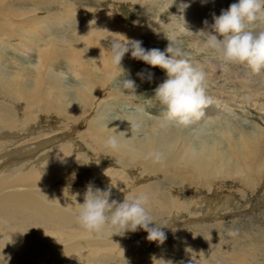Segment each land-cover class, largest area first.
Listing matches in <instances>:
<instances>
[{"label": "rangeland", "instance_id": "1", "mask_svg": "<svg viewBox=\"0 0 264 264\" xmlns=\"http://www.w3.org/2000/svg\"><path fill=\"white\" fill-rule=\"evenodd\" d=\"M186 2L192 9L184 11L183 16L187 29L192 33L185 29L182 19H177L181 15L179 5L184 0H176L175 3L174 0H0V85L5 90L4 94L0 93V104L17 115L15 123L0 117V171L27 173L40 164L50 165L52 162H56V167L68 166L61 177L74 179L76 185L68 182L69 187L64 192H74L70 193L68 201L82 203L77 186L86 187L92 183L98 187L95 184L100 183L101 175L95 168H82L81 159L77 158H83L92 167L103 165L113 170L121 167L111 156L102 152L93 154L98 146L92 147L89 145L91 140L83 139L87 134L85 124L93 121V128L102 129L101 134L105 137L116 129L133 137H142L153 131L163 132L167 126L181 127L191 133V142L185 148L209 151L202 155L205 157L220 156L227 149L229 138L237 137V144L228 149L229 154L238 160L234 153H239L241 143L245 144L244 150L249 154L256 153L249 166L262 168L264 173V70L252 73L245 65L222 66L217 55L196 35L205 28L203 21H208L210 29L213 13L218 16L221 9H227L236 0ZM41 26L46 32L40 31ZM109 27L114 31L126 30V38L142 41L145 49L163 51L169 41L174 42V47H180L186 58L206 73V92L214 103L205 108L204 116L189 126L166 122L164 107L153 97L154 89L166 79V73L133 59L130 53L123 57L121 68L115 66L107 50L108 38L114 34L107 36L106 32L115 33ZM260 27L264 28V23ZM125 35H119V38L115 35V38L128 43ZM74 56L82 60L81 67L73 68L70 64V58ZM60 71L75 73V77L70 76L67 82L61 81L57 76ZM138 73H143V77ZM123 78L135 81L136 95H127V90L124 92L120 83ZM21 94L28 95V98L32 96V105L29 104L28 108L25 100L20 101ZM38 103H69L68 115H58L54 111L47 115V109L38 107ZM143 115L149 119L142 118ZM71 117L76 118L75 123L68 125ZM64 145L70 149L65 162L52 159L54 152L51 151H58ZM20 152L22 156L19 158ZM172 154L173 151L170 155L167 152V157L172 158ZM216 163L217 159L211 169L215 170ZM134 167L130 169L131 176L133 174V178L142 180V168ZM185 172L183 167L178 172L175 170L172 179V175L166 174L157 178L150 176L152 186L158 183L167 195L170 193L178 198L189 211L185 210L182 218L184 213L179 215L177 212H169L163 218L169 222L164 220L168 224L162 230L165 235L174 236V243L171 236L162 244L154 242L145 255L138 254L141 257L138 264H153L154 259L161 257V251L171 264H191L192 260L196 264H204L208 257L211 260L210 255L226 257L228 264H264V174L251 177L246 173L240 174L244 179L242 183L234 178L210 181L213 192H208L207 188L200 191L199 183H186ZM178 179L186 185L182 186ZM57 186L65 188V184ZM162 190L157 193L158 199ZM160 200L164 205L170 201ZM8 230L15 233L12 227ZM19 233H23L27 241L36 239L35 236H49V240L55 238V242L56 239L61 242L44 222H30ZM132 233L131 240L138 235V238L147 237V232L142 229ZM171 246L178 251L173 252ZM245 247H256L261 253L250 260L245 253L238 254ZM227 248L231 252L225 250ZM7 249L10 247H5ZM180 250H184L186 255ZM0 253L3 255L2 251ZM15 253L12 258L20 264H27L18 251ZM1 254L0 263L3 264ZM115 263L119 264H109Z\"/></svg>", "mask_w": 264, "mask_h": 264}, {"label": "bare ground", "instance_id": "2", "mask_svg": "<svg viewBox=\"0 0 264 264\" xmlns=\"http://www.w3.org/2000/svg\"><path fill=\"white\" fill-rule=\"evenodd\" d=\"M184 3L188 4L186 0H184ZM191 9L192 7L189 6L185 11L189 12ZM6 16L8 15L6 14ZM109 28L113 30L112 27ZM43 30L45 31V27L41 26L40 31ZM114 32L116 34H121L120 36L123 37L127 31L120 30ZM112 34V31L106 32L107 36H111ZM116 36L119 38V35ZM76 57L77 59H75ZM70 64L73 66V68L74 66L75 68L76 66L81 67L82 60L79 59L78 56H74L73 58H70ZM75 71L78 70L75 69ZM0 93H5L3 85H0ZM22 95L24 98H22ZM20 96L21 102H23L24 100L27 102V108L29 104L30 106L32 105L30 101V98L32 97L31 95V97L29 98L28 95L25 94H21ZM77 102L80 103L79 101ZM40 103H38V107H43L47 109V115L48 112L54 111L58 113V115L60 114L63 116L64 113L67 114V112L69 111L68 104L70 102L67 104H61L62 102L60 104L51 103V105H41ZM90 103L91 100L90 102L88 101V106L90 105ZM209 110H211V108ZM72 111L74 112L73 114L77 113L75 112L76 110L74 111V109ZM59 112H62V114ZM16 116L17 115H15L13 111L8 108H5L3 105L0 104L1 118L9 122L15 123L14 118L17 119ZM69 116H72V114H69ZM145 117L147 116H142V118ZM75 120L76 118H69L68 125H72L73 123H75ZM85 125L87 128V134L84 135L83 139H86L88 141L91 140V143H89V145H91L92 147L98 146V149L95 150L93 154H101L100 152H102V154H105L106 156H111L110 158L121 167H119V170H113V168L111 169V167L108 168L106 166L103 167V165H95L94 167H92L91 164L89 162L87 163L86 161H84L83 158H77V160L81 159L79 160V162H81L80 166H82V168H84L85 170H91L95 168L98 171L99 175H101L100 183H96L95 186H101L100 189L103 190L109 187L110 184H112L113 187L111 188L110 199L122 202L125 197L131 199L135 197L139 192H146L152 194L153 199L150 206V214L156 222H165L164 220L166 219L163 218L167 217L169 212H177L179 215L184 213L181 215L182 218V216L185 215V210H188V207L183 202L178 200V198L173 197L172 194L169 193L167 195L159 187L158 183H156V185H153L155 186L153 187L149 181L150 176L157 178L160 175L162 176L166 174L168 176L172 175V179L173 175H175V170H177L178 172L179 169H182L183 167L186 171V183H199L200 191H203L205 188H207L209 189L208 192H213V190H211V188H213V185L212 183H209L210 181H225L227 179L234 178L242 183L244 179L241 175L243 173H246L250 177L258 175L261 176L260 174L263 173L261 172L263 170L262 168L259 170L251 168L249 166L254 162L256 153L252 152L249 154L246 150H244L245 144L241 143L239 153H234V156L237 157L238 160H235L229 154L228 149L237 144V137L231 136V138H229L227 149L223 150L220 156L205 157L202 155L205 153H209V151L202 150V148H199L198 150H196L195 148H185V146H189L191 142V133L187 129H182L181 127L167 126L164 127L163 132L153 131L148 135H143L142 137H133L130 134L123 133L122 147L120 148V150L114 151L106 147V137L101 134L102 129L98 131L96 128H93V121L87 122ZM6 126L8 127L9 125L7 124ZM119 132L122 131L119 130ZM179 143H181L182 146L179 147ZM57 150L58 151L55 150L56 152L51 151L54 152L52 159L65 162V160L69 156V147L64 145L61 148H58ZM172 151V158H168L169 156L167 157V152L170 155ZM153 152L161 153L163 159L159 162H154L152 157L149 156V153ZM182 152H185L186 154H181ZM21 153L22 152H20L19 158L22 156ZM216 159L217 163L214 168L215 170H213L211 168L213 167ZM134 162H138V164H134ZM134 166L142 168V180H136L132 177L133 174L131 176L132 171L130 169H132ZM67 167L68 166L63 168L56 167V162H52V164L50 165L40 164L38 167L32 168L31 171H28L27 173L18 172L16 174L13 172H7L6 170L2 172L0 171V226H2V228H0V231H2L1 233H4L6 236L12 235L11 243H8L9 241L7 239L0 240V251H2L3 255L1 253L0 254L2 255L1 261L3 262V264H20L16 261L15 258H12L16 251H18L22 255L23 259L26 261L27 264H74V262H76V264H89L88 261H94V263L98 262L101 264H109L112 262H117L119 264H124L126 262H130V264L140 263L139 258L141 257H138V254L142 253L143 255H145V253L152 247V244L154 243L153 241H148L145 237L138 238L139 235L136 238L134 237L133 240H131L129 238H131L130 235L133 234L132 232H127L123 236L113 235L111 239H95L89 237L80 227L76 219V216L79 211V204L78 202L72 203V201H68L71 199L70 196L72 194L70 193L74 192H64L69 187L68 182L70 184L73 183L74 185H76L74 179H65V177H61L62 172L68 169ZM98 176H95L96 179L99 178ZM178 181L179 183L181 182L182 186L186 185L183 180L178 179ZM62 184H65V188L63 186V188L61 186H57ZM77 188L79 189V191H81L79 192V196L84 198V192L86 190V187L77 186ZM160 190H162V195H159L160 199L163 198L166 199V201L170 200L169 202L167 201L168 204H165L168 205V209H165V205L157 197V193L159 194L161 192ZM187 213L189 214V212ZM30 222H44L46 228L53 231V236L58 235V240H60L61 242L57 241V239L55 242V238L54 240H49V236L48 238L44 236H35L36 239L32 238L29 241L25 240V235L23 233H19V230H21L22 227H26L27 224L29 225ZM168 222H165L166 225L168 224ZM15 226H18V229H16ZM10 227L15 229V233H17L18 238L14 237L15 233H11L8 230ZM38 234L39 233H37V235ZM165 236V240H167L171 236V234ZM173 238L174 236L170 237V240L172 242L174 241ZM235 245L236 244L234 243L233 246ZM5 247H10V250H5ZM255 248L256 247H245V250H240L238 254L245 253L246 257L251 260L254 256L261 253V251H257ZM172 249L173 252L177 250L175 246H173ZM225 250L229 249L227 248ZM231 250L229 251L231 252ZM249 251H251V253ZM179 252L185 254L184 250H180ZM161 253V257L154 259L153 264H164L162 260L169 261V259L166 258L165 253H163L162 251ZM194 254L195 253H193V255ZM210 259L211 260H209L208 257L207 260L209 261L206 260L208 264H228V260L226 257L214 258L212 255H210ZM258 261L259 259H256V262Z\"/></svg>", "mask_w": 264, "mask_h": 264}, {"label": "clouds", "instance_id": "3", "mask_svg": "<svg viewBox=\"0 0 264 264\" xmlns=\"http://www.w3.org/2000/svg\"><path fill=\"white\" fill-rule=\"evenodd\" d=\"M189 6L181 3L178 8L181 15L176 17L184 21L187 31L183 13ZM203 23L205 28L196 35L217 55L222 66L245 65L252 73L264 70V28L260 27L264 23V0H236L227 9H221L218 16L213 13L210 29L207 20ZM113 34V37L108 38L110 44L107 50L111 53V61L115 66L121 68L123 57L130 53L133 59L143 61L153 68L158 67L166 73V79L153 92V97L164 107L166 122L189 126L204 116V109L214 103L206 92V73L186 58L180 47H174V42L169 41L163 51L158 48L145 49L140 40L125 37L128 43H122L115 38V35L121 34ZM137 75L143 77V73ZM57 76L61 81L67 82L70 76L75 77V73L60 71ZM148 78L151 79V74ZM120 83L124 92L127 90V95H136L137 85L134 80L123 78ZM123 133L117 129L111 132L105 139L106 147L114 151L120 150ZM149 156L154 162L163 159L159 152L149 153ZM112 187L110 184L102 190L92 183L86 185L83 203H78L79 211L76 216L84 232L91 238L111 239L113 235L123 236L127 232L142 229L147 232L148 241L162 244L166 239L162 229L167 225L163 221L156 222L150 214L152 194L139 192L131 199L125 197L122 202H118L110 199ZM11 236L0 233V240L7 239L11 243ZM162 261L164 264H171V261ZM191 264H196V261L192 260Z\"/></svg>", "mask_w": 264, "mask_h": 264}]
</instances>
